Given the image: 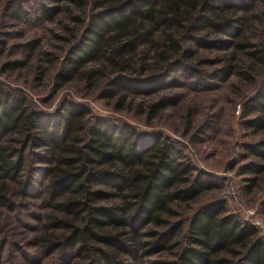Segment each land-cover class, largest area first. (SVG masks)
Listing matches in <instances>:
<instances>
[{
    "label": "trees",
    "instance_id": "obj_1",
    "mask_svg": "<svg viewBox=\"0 0 264 264\" xmlns=\"http://www.w3.org/2000/svg\"><path fill=\"white\" fill-rule=\"evenodd\" d=\"M68 1L80 3L47 0L41 17L54 20ZM89 5L56 73L58 88L80 75H105L102 95L126 99L181 88L182 76L205 90L232 76L248 81L252 64L264 65V0ZM12 9L14 19L25 17V9ZM139 49L156 53L160 65L146 68L144 56L135 58ZM179 98L163 95L149 111ZM242 108L243 128L261 135L244 145L253 157L240 167L249 190L264 175V80ZM219 187L163 134H143L83 102L65 98L45 113L20 89L0 91V264L10 260L7 250L17 253L15 264H138L140 257L144 264H264L259 228L230 212L226 200L178 218L179 207ZM27 228L40 233L19 241Z\"/></svg>",
    "mask_w": 264,
    "mask_h": 264
},
{
    "label": "rangeland",
    "instance_id": "obj_2",
    "mask_svg": "<svg viewBox=\"0 0 264 264\" xmlns=\"http://www.w3.org/2000/svg\"><path fill=\"white\" fill-rule=\"evenodd\" d=\"M78 1L79 4L77 1L65 2L61 14L54 20H45L41 17L40 8L47 0H0V91L2 88L20 89L32 106L45 113L53 111L65 98L83 102L94 114L129 121L143 134L160 133L171 138L196 168L210 172L220 186L196 201L179 207L181 215L178 218H188L199 207L213 200L224 199L229 211L244 221H259L260 224L255 226L264 238V175L258 185L248 190L247 179L250 175L240 171L242 164L253 159L247 156L244 145L261 138V135L243 128L241 114L245 100L253 96L264 80V65L253 63L248 69L251 72L248 81L240 76H232L220 81L217 88L205 90L195 89L191 85V78L182 76L184 86L181 88L149 96L129 95L126 99L105 98L102 95L107 78L105 75L92 79L80 75L58 88L55 86V76L63 56L87 21L91 0ZM13 7L25 9V17L14 19ZM260 32L261 37L264 36L262 30ZM201 53L214 56L206 49ZM141 56L145 57L146 68L160 65L161 60L153 51L139 49L135 58ZM14 61L21 62V65L9 69L5 66ZM176 93L180 96L177 104L156 114L149 111V105L160 97ZM118 102L121 103L119 106L116 105ZM251 209L255 213L249 218L247 214ZM178 218H174V221ZM25 219L41 227L32 218ZM9 225L10 228L14 227L13 223ZM38 233L27 228L17 239L24 242ZM9 239L12 240L10 236ZM9 256L10 260H3L2 264L20 261L12 250L10 253L7 250L4 257L9 259ZM145 261L140 257L138 264Z\"/></svg>",
    "mask_w": 264,
    "mask_h": 264
},
{
    "label": "built area",
    "instance_id": "obj_3",
    "mask_svg": "<svg viewBox=\"0 0 264 264\" xmlns=\"http://www.w3.org/2000/svg\"><path fill=\"white\" fill-rule=\"evenodd\" d=\"M255 213V211L254 210H249L248 211V214H247V216L250 218V217H252V215ZM248 217H247V219H248ZM254 225H259L260 224V222L259 221H254V222H252Z\"/></svg>",
    "mask_w": 264,
    "mask_h": 264
},
{
    "label": "water",
    "instance_id": "obj_4",
    "mask_svg": "<svg viewBox=\"0 0 264 264\" xmlns=\"http://www.w3.org/2000/svg\"><path fill=\"white\" fill-rule=\"evenodd\" d=\"M206 171V170H205Z\"/></svg>",
    "mask_w": 264,
    "mask_h": 264
}]
</instances>
